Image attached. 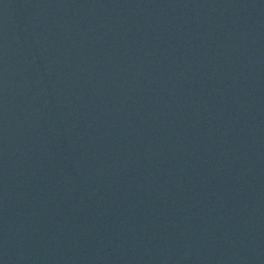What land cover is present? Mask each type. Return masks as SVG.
<instances>
[{
	"label": "water",
	"instance_id": "1",
	"mask_svg": "<svg viewBox=\"0 0 264 264\" xmlns=\"http://www.w3.org/2000/svg\"><path fill=\"white\" fill-rule=\"evenodd\" d=\"M0 264H264V0H0Z\"/></svg>",
	"mask_w": 264,
	"mask_h": 264
}]
</instances>
